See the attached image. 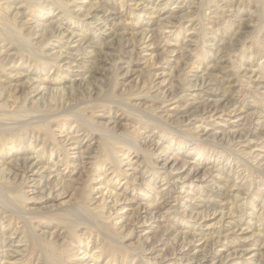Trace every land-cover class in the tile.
Here are the masks:
<instances>
[{
    "label": "rangeland",
    "instance_id": "obj_1",
    "mask_svg": "<svg viewBox=\"0 0 264 264\" xmlns=\"http://www.w3.org/2000/svg\"><path fill=\"white\" fill-rule=\"evenodd\" d=\"M0 264H264V0H0Z\"/></svg>",
    "mask_w": 264,
    "mask_h": 264
},
{
    "label": "bare ground",
    "instance_id": "obj_2",
    "mask_svg": "<svg viewBox=\"0 0 264 264\" xmlns=\"http://www.w3.org/2000/svg\"><path fill=\"white\" fill-rule=\"evenodd\" d=\"M17 15H18V14H17ZM1 131H2V130H1ZM62 182H63V181H62ZM18 187H19V186H18ZM16 189H17V188H16ZM17 192H18V191H17ZM17 192H16V193H17ZM19 193H20V191H19ZM101 235H102V234H101Z\"/></svg>",
    "mask_w": 264,
    "mask_h": 264
}]
</instances>
